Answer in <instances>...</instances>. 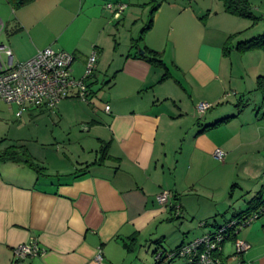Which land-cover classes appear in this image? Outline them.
<instances>
[{
	"label": "crops",
	"instance_id": "obj_1",
	"mask_svg": "<svg viewBox=\"0 0 264 264\" xmlns=\"http://www.w3.org/2000/svg\"><path fill=\"white\" fill-rule=\"evenodd\" d=\"M180 2H160L150 29L123 48L107 31L114 21L100 0H33L20 8L0 0V44L12 49L15 62L51 46L73 55V75L80 78L97 54L87 101L71 89L50 110L18 115L9 104L18 118L56 114L69 127L85 124L87 133L71 157L54 150L37 155L23 141L9 145L24 146L52 171L1 161L0 264H134L144 246L156 254L205 235L232 209L215 197L198 198L200 188L215 193V182L203 181L215 173L216 149L226 154L222 167L246 165L253 184L246 187V209L264 203V94L257 87L264 50L236 49L264 26L250 30L246 18L226 12L219 0H193L196 9ZM105 8L117 22L140 20L135 8L118 17ZM148 50L166 69L141 57ZM200 102L212 107L200 114ZM233 186L244 189L237 181ZM163 191L167 204L157 199ZM175 233L181 238L168 247ZM33 240L44 254L16 262L13 249ZM225 242L221 259L228 264L234 252L225 254ZM250 251L244 261L264 264V252Z\"/></svg>",
	"mask_w": 264,
	"mask_h": 264
},
{
	"label": "rangeland",
	"instance_id": "obj_2",
	"mask_svg": "<svg viewBox=\"0 0 264 264\" xmlns=\"http://www.w3.org/2000/svg\"><path fill=\"white\" fill-rule=\"evenodd\" d=\"M102 2V10L109 14V20L111 18L114 22L108 27V32L120 40L123 44V48L126 47L127 42H130L132 38H139L142 28H144L152 17V9L158 8V5L163 0H100ZM123 2L127 4L130 8H135L139 13L138 20L136 23L132 21H126L121 18L120 22L111 17L109 11L105 8L108 3ZM174 1V0H172ZM180 2V0H178ZM204 1V0H201ZM253 13L259 17L258 21L252 25V21L248 18L245 22H250V30H254L257 26H264V0H249ZM203 3V2H201ZM180 4L184 7L196 9V4L193 0H181ZM156 10H154L155 12ZM124 17V16H123ZM125 20V21H124ZM249 20V21H248ZM138 23V25H136ZM252 25V26H251ZM246 32V31H245ZM110 38V36H109ZM129 49V48H128ZM171 49V48H170ZM135 51V49H134ZM104 88V86H103ZM107 91V88L103 90V93ZM102 93V94H103ZM14 107V106H12ZM11 105L0 99V151L4 150L11 144L23 141L29 147V150L37 155L44 154V152L52 154V151H57L60 154L65 153L70 156L75 153V150L80 149V142L82 143L86 139V125L77 124L72 127L67 126V124L62 123V121L56 116V114H46V115H35L29 117V115L24 114L21 118L17 117V110L12 109ZM198 116H200L197 113ZM61 121V122H60ZM71 129V131H70ZM259 157V156H257ZM3 163L0 161V166ZM224 164L216 160L215 162V173L207 175L208 177L204 179L203 186L206 182L210 180L215 182V193L212 190H207L206 188H200L198 192V198L201 200H206L205 198L215 197L216 202L225 204V207L229 208V203L232 209L226 214V219L231 218V213L236 211H243L250 207V204L246 202L250 198L247 194V188L251 187L253 184L250 183L246 177L248 176L246 165L240 163L238 165H229L227 167H222ZM41 166H46L48 169L46 171H52L48 164H43ZM42 172H46L44 169ZM34 173V172H33ZM206 177V176H204ZM237 179V180H235ZM237 181L241 184L244 189L239 186H233V183ZM200 187V186H199ZM247 187V188H246ZM232 193V195H230ZM257 203V202H256ZM254 203L253 206L256 204ZM235 207V208H234ZM219 221H223V218L218 217ZM225 220V219H224ZM174 235L176 238H173ZM174 235L168 237L172 239V242L168 244V247H174L172 244L180 239V234L175 233ZM191 237H194L191 236ZM247 238L250 244L253 245L249 254L264 252V216L256 219L248 226L241 228L238 234V239ZM234 239H228L224 245V252L229 255L234 252ZM170 248H167L165 252L169 253ZM173 250H175L173 248ZM158 251H163L159 248ZM247 251V252H248ZM246 252V253H247ZM251 257V255H248ZM249 260V258H248ZM246 260L247 264H251V260ZM155 254L151 253V250L147 249L145 246L140 249L138 253L134 255V264H154ZM185 259L176 257L173 261L169 262L167 260L162 261L159 264H184ZM228 264H237V260L230 258Z\"/></svg>",
	"mask_w": 264,
	"mask_h": 264
},
{
	"label": "built area",
	"instance_id": "obj_3",
	"mask_svg": "<svg viewBox=\"0 0 264 264\" xmlns=\"http://www.w3.org/2000/svg\"><path fill=\"white\" fill-rule=\"evenodd\" d=\"M107 8L114 11L116 17L120 16L126 9L123 3H108ZM3 27V23H1ZM5 55L6 63H2L1 57ZM74 57L71 53L63 50H56L49 46L38 51L33 57L26 61L15 62L12 49L6 45L0 44V99L8 104L16 105L18 115L33 108L54 109L58 103L69 95L71 89H77V98L87 101L89 86L87 80L91 78L96 70L97 54L92 53L85 64L83 74L80 78H75L72 71V62ZM212 105L208 102L197 104V110L200 114L207 112ZM107 112L110 106L105 107ZM217 160L224 162L225 152L221 149L214 151ZM161 204H167L169 192L163 191L158 196ZM264 216V205H262L249 218L241 222L250 223ZM238 220L230 224L214 228L203 236L197 237L192 241L182 244L175 251L166 253L167 259L174 256L187 259V264H222V260L217 253L222 251L223 243L231 233L238 235L245 224H236ZM250 249V245L235 237L233 258L237 264H247L242 256ZM45 250L41 248L37 240L29 243H23L13 249L14 260L23 262L27 258L44 254ZM162 252H156L155 259H160ZM103 258L100 251L96 260Z\"/></svg>",
	"mask_w": 264,
	"mask_h": 264
},
{
	"label": "trees",
	"instance_id": "obj_4",
	"mask_svg": "<svg viewBox=\"0 0 264 264\" xmlns=\"http://www.w3.org/2000/svg\"><path fill=\"white\" fill-rule=\"evenodd\" d=\"M32 1L33 0H8V2L14 8H20L22 6H25V5L29 4ZM219 1L222 2L224 10L226 12H228L230 14H233V15H237V16L243 17V18H248V19H250L252 21V25H254L259 19V17L256 16L253 13L249 0H219ZM154 10H156L155 7L152 9V13H151L152 17L149 20L148 24L144 28H142L141 35H140L139 39L142 38V35L148 29H150V27L152 25V21H153ZM255 48H261V49L264 50V31L261 34L257 35V36H254V37H251L249 39L240 41L236 45V49H238L240 51H245V50L255 49ZM147 52L149 53L148 56L146 55V56H141V57L145 58L149 63L155 64V65H159V66L164 67V68L166 67V64L163 62L162 59L159 58V54L157 52H155L153 50H148ZM94 74H95V72H94ZM94 74H93V77H94ZM164 77H166V75H164ZM257 87L264 94V75L258 76V78H257ZM220 122H217V123H220ZM0 161H12V162H15V163L24 164V165H27L28 167H30L31 169H33L36 172H41V170L43 169L42 166L36 164L33 161V158L31 157V154L29 153L27 148H25L24 146H19V145L9 146V147L5 148L4 150H1L0 151ZM74 175H78V174L76 173ZM262 205H264V203H260L256 207H251L250 209L243 210L240 213L239 212L235 213V214H233V216L230 219H228V220H226L224 222L217 223L214 226H215V228H217V227L222 226V225L230 224L234 220H238V223L242 224L243 222H241V221L246 220L247 218H249ZM260 217H261V215L259 216V218ZM252 222L253 221H251L250 223H252ZM238 223H235L233 225V227L236 224H238ZM250 223H247V222L243 223V224H245L244 227L249 225ZM212 231L213 230H211L210 232H212ZM236 236H237L236 234L231 233L229 236H227V239H230V238H233V237L235 238ZM177 248H175V250ZM175 250H171V251H169V253L173 252ZM161 252H162L161 258L158 259V260L155 259L156 264H159V263H161L162 261H165V260L171 262L176 257H178V256H174V257H172L170 259H167L166 256H165V254L167 252H165V251H161ZM222 252L223 251H220V252L217 253V256L220 259H221V256L223 255ZM179 258L185 259V261H186L185 264H187V259L186 258H183V257H179Z\"/></svg>",
	"mask_w": 264,
	"mask_h": 264
},
{
	"label": "bare ground",
	"instance_id": "obj_5",
	"mask_svg": "<svg viewBox=\"0 0 264 264\" xmlns=\"http://www.w3.org/2000/svg\"><path fill=\"white\" fill-rule=\"evenodd\" d=\"M42 109V108H41Z\"/></svg>",
	"mask_w": 264,
	"mask_h": 264
}]
</instances>
